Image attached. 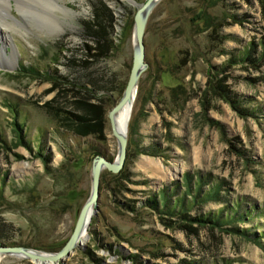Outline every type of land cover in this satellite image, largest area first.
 Wrapping results in <instances>:
<instances>
[{
  "label": "rangeland",
  "instance_id": "rangeland-1",
  "mask_svg": "<svg viewBox=\"0 0 264 264\" xmlns=\"http://www.w3.org/2000/svg\"><path fill=\"white\" fill-rule=\"evenodd\" d=\"M3 1L10 16L0 14V55L13 64L0 65V247L56 253L90 196L93 160L117 156L108 112L126 86L134 16L147 0ZM98 2L115 19L106 55L87 49L103 42L96 45L82 25L92 21ZM143 43L145 67L129 119L137 122L136 134L131 140L127 134L123 173L102 170L87 240L58 264H264V238L260 244L251 235L264 234L261 0H160L146 20ZM249 48L254 59L243 60ZM236 57L242 61L230 62ZM83 85L106 108L104 142L74 137L46 113L70 110ZM219 87L255 115L239 113ZM11 106L26 117L28 146L13 131L14 119L22 120ZM185 175L207 179L202 192L220 184L221 200L166 215L162 195L168 205L183 197L189 207L194 202ZM235 202L239 214L252 213L233 224L248 237L227 231L232 225L191 221L226 207L234 211ZM35 261L0 253V264Z\"/></svg>",
  "mask_w": 264,
  "mask_h": 264
},
{
  "label": "trees",
  "instance_id": "trees-1",
  "mask_svg": "<svg viewBox=\"0 0 264 264\" xmlns=\"http://www.w3.org/2000/svg\"><path fill=\"white\" fill-rule=\"evenodd\" d=\"M261 3L264 6V0H261ZM93 8V18L92 21L90 22H83L82 25H84V28L88 30V34L90 36L93 37V41L95 42V44H99L100 40H102L103 45L96 48H87L89 51H95V50H103V53H105L104 55H106L107 53H109L110 51H112L113 49V42H112V37L114 34V26H115V19L113 17L112 11L110 9H108L106 7V5H104L101 2H98L94 5H92ZM204 21H207L210 23V25H213V19L212 18H208L207 16L204 18ZM252 48H249L246 51V55L245 57H243V60H252L254 59L253 57V52H252ZM254 51V50H253ZM94 57H97V55H91ZM240 60L242 61V57L239 58H234L232 59L230 62L232 61H236V60ZM218 83V86H220ZM220 90L224 93V97L230 102L231 101V105L234 107V109L236 108V110L241 113L244 114L246 116V114L252 115L254 116L255 113L253 112V110H241L239 109L237 103L231 99L230 94L228 93L227 90L224 89V87H219ZM124 91V90H123ZM122 91V93H123ZM81 92H84L83 96L79 98V96L81 95ZM121 93V96H122ZM78 96V97H77ZM73 98L77 97L78 99H75L73 101V103L71 105H69V108H71L70 110H66L65 108L63 109H59L57 110V112H46L47 114H49L48 118L50 119V121H52L53 123H55L56 126H58L59 128H62L63 130L67 131L68 133H70L71 135H73L74 137H78V138H84V137H88V136H93L94 138H96L98 141L100 142H104L105 141V124H106V108L104 105H100L99 103H95L97 101H99V98H97L94 95V90H90L87 89L84 85L83 87H77L76 88V93L75 95L72 96ZM11 109H13L12 111H14V106H11ZM240 110V111H239ZM13 114L15 116L18 115V117L21 116V123L19 121H17V119L12 122V126H13V131L14 133H16L17 136V140L18 142H22L25 145L29 144L28 140L27 143L24 141L25 135H26V131H25V127L26 125H24V123H26V117L20 115L19 112L14 111ZM136 124L137 122H129L128 124V137L131 138L136 134ZM27 130H29L30 128L26 127ZM38 131H40V128H38ZM42 131V130H41ZM38 136L39 138L42 137L43 132H38ZM39 138L37 142H39ZM31 142V141H30ZM36 142V143H37ZM28 146V145H27ZM97 155V154H96ZM98 156V155H97ZM123 171H119L118 174L113 175L114 177H119L120 175H122ZM192 182H194V179H192L189 175H185V180L184 183L186 185V195L191 194L193 196L194 202L190 203V207L189 205L186 204V201L184 200V197L181 198L182 200H180V198L174 202V204L172 205H168L167 204V197H165L164 195H162V201L163 203L161 205H159V208H164L166 212V215H175L177 214L176 210H184V211H189L192 207L194 203H197L198 201H203V202H209V201H213V200H221V199H217L219 198L220 194V190H221V185L220 184H213L211 186L214 185V188L212 189H208V191H204L202 192V186L204 183H208L209 181L207 179H204L202 177H198V180L196 182H194L192 187ZM216 198V199H214ZM180 201V202H179ZM178 202V203H177ZM156 204V203H155ZM149 208L152 209V200L148 201V205ZM235 207L236 210L233 211L232 208H225V212L224 211H219L217 215L214 214H209L206 217H202L199 216L197 218L192 219L191 221H195L197 223H203V224H207L210 223L212 225L215 226H220V227H224L227 225H232V227H228L226 230L234 233V234H239V235H243L248 237L249 236V231L247 230H243V229H239L236 226H233V224L237 223V222H245L248 221L251 216L252 213H250V211H245L244 214H239L238 210L240 209V202H235ZM130 209H133V207H129ZM157 208V209H159ZM188 208V209H187ZM223 212V213H222ZM187 218V217H184ZM252 235V240H254V242H258L260 244L261 243V239L260 238H264V234H262L261 236L258 235L256 237V235ZM228 264V263H227Z\"/></svg>",
  "mask_w": 264,
  "mask_h": 264
},
{
  "label": "water",
  "instance_id": "water-1",
  "mask_svg": "<svg viewBox=\"0 0 264 264\" xmlns=\"http://www.w3.org/2000/svg\"><path fill=\"white\" fill-rule=\"evenodd\" d=\"M160 0H147L140 9L136 12L133 21V60L132 66L129 73V77L122 93L121 98L118 102L110 109L108 112V119L110 122L112 135L115 138L118 146L117 156L114 161H108L102 156H96L93 160L91 177H92V186L91 193L88 200L85 202L81 208L78 218L75 223L74 230L64 244V246L56 253H40L34 250L26 249L23 247H0V253L7 254H22L24 257L33 260H39L41 262L49 261L53 264H58L59 262L63 263L64 258L70 256L72 251L75 249L77 244L79 232L86 220L87 214L90 208H96L97 200L99 197V184H100V174L103 169L117 174L121 171L127 154V140L119 134L114 126V116L117 112L122 110L129 102L132 100L134 93L137 89L138 79L144 70V29L146 25V20L151 10ZM130 113L127 116L126 123L124 125V130L128 131ZM95 212V210H93Z\"/></svg>",
  "mask_w": 264,
  "mask_h": 264
},
{
  "label": "bare ground",
  "instance_id": "bare-ground-1",
  "mask_svg": "<svg viewBox=\"0 0 264 264\" xmlns=\"http://www.w3.org/2000/svg\"><path fill=\"white\" fill-rule=\"evenodd\" d=\"M74 1V0H72ZM70 1V2H72ZM78 1H81V0H78ZM9 8H10V5L9 3L7 2H0V14L4 13V15L7 17L10 16V13H9ZM152 11V10H151ZM149 16V15H148ZM148 18V17H147ZM4 38V36H1L0 35V40H2ZM9 65V64H13V61H12V58L11 57H8L5 53L1 54L0 55V65ZM134 96H135V93H134ZM134 96L132 97V100H130V102L122 109L120 110L119 112H117L115 115L116 117L114 116V126H115V129L116 131L121 134L122 137H124L125 140H127V130L125 131L124 130V125L126 123V119H127V116L128 114L131 112V109H132V103H133V100H134ZM131 115V113H130ZM130 119V118H129ZM94 208H90L88 214H87V217H86V220L79 232V235H78V240H77V244L75 247H81V245H83L85 243V241L87 240V230H88V227H89V223L91 221V213L92 214H95V212H93ZM12 255H16L18 258H23L24 256L20 253L18 254H12ZM46 261L44 262H40L39 260L35 261V264H51L49 261H47V263H45Z\"/></svg>",
  "mask_w": 264,
  "mask_h": 264
}]
</instances>
